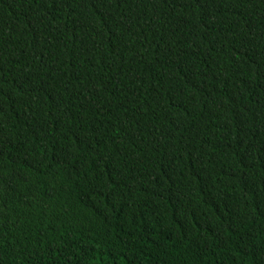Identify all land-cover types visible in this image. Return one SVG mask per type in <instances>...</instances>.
I'll use <instances>...</instances> for the list:
<instances>
[{
  "label": "trees",
  "instance_id": "trees-1",
  "mask_svg": "<svg viewBox=\"0 0 264 264\" xmlns=\"http://www.w3.org/2000/svg\"><path fill=\"white\" fill-rule=\"evenodd\" d=\"M0 264H264V0H0Z\"/></svg>",
  "mask_w": 264,
  "mask_h": 264
}]
</instances>
